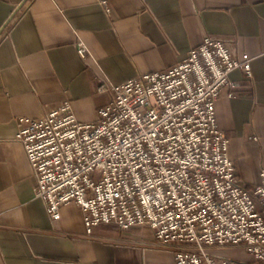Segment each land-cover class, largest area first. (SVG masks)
Returning <instances> with one entry per match:
<instances>
[{
    "label": "crops",
    "instance_id": "0c3cea01",
    "mask_svg": "<svg viewBox=\"0 0 264 264\" xmlns=\"http://www.w3.org/2000/svg\"><path fill=\"white\" fill-rule=\"evenodd\" d=\"M206 36L250 58L252 78L232 71L236 85L214 107L236 175L252 187L264 168V0H0V264H176L148 226L88 233L74 201L53 220L17 121L68 101L93 122L110 86L175 65Z\"/></svg>",
    "mask_w": 264,
    "mask_h": 264
},
{
    "label": "built area",
    "instance_id": "2783aa9c",
    "mask_svg": "<svg viewBox=\"0 0 264 264\" xmlns=\"http://www.w3.org/2000/svg\"><path fill=\"white\" fill-rule=\"evenodd\" d=\"M229 39L206 36L165 70L112 85L93 122L68 101L17 121L16 140L35 176L36 196L53 220L76 202L88 233L99 225L148 226L176 264H264V168L243 186L216 122L215 101L240 70ZM77 52L86 57L79 41ZM241 248L252 260L210 249Z\"/></svg>",
    "mask_w": 264,
    "mask_h": 264
},
{
    "label": "rangeland",
    "instance_id": "374dc122",
    "mask_svg": "<svg viewBox=\"0 0 264 264\" xmlns=\"http://www.w3.org/2000/svg\"><path fill=\"white\" fill-rule=\"evenodd\" d=\"M210 251L214 253L222 254L224 256L229 257L230 259H235L238 261L252 260L251 255L241 248L217 249V250L210 249Z\"/></svg>",
    "mask_w": 264,
    "mask_h": 264
}]
</instances>
